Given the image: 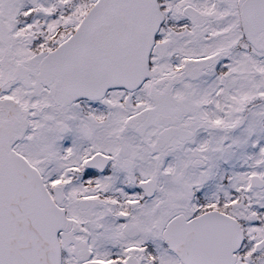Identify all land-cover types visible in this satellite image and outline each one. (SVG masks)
Segmentation results:
<instances>
[{
	"label": "snow or ice",
	"instance_id": "1",
	"mask_svg": "<svg viewBox=\"0 0 264 264\" xmlns=\"http://www.w3.org/2000/svg\"><path fill=\"white\" fill-rule=\"evenodd\" d=\"M0 264H264V0H0Z\"/></svg>",
	"mask_w": 264,
	"mask_h": 264
}]
</instances>
